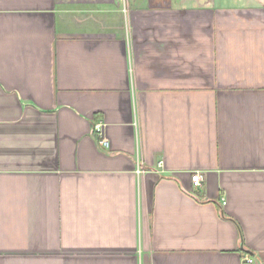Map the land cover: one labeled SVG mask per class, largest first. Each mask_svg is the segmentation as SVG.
<instances>
[{"label":"crops","instance_id":"0c3cea01","mask_svg":"<svg viewBox=\"0 0 264 264\" xmlns=\"http://www.w3.org/2000/svg\"><path fill=\"white\" fill-rule=\"evenodd\" d=\"M0 264H264V0H0Z\"/></svg>","mask_w":264,"mask_h":264},{"label":"built area","instance_id":"2783aa9c","mask_svg":"<svg viewBox=\"0 0 264 264\" xmlns=\"http://www.w3.org/2000/svg\"><path fill=\"white\" fill-rule=\"evenodd\" d=\"M95 131L98 133V136H99L98 140H99L100 144L104 147H108L109 141L103 136L102 125L97 124L95 126ZM203 180H204V178H203V175L201 173H194L191 176L192 186L194 188H200L203 184ZM223 203H225V201ZM246 260L248 262L254 261V259L251 257L246 258Z\"/></svg>","mask_w":264,"mask_h":264}]
</instances>
